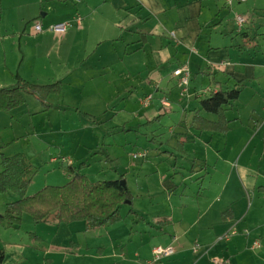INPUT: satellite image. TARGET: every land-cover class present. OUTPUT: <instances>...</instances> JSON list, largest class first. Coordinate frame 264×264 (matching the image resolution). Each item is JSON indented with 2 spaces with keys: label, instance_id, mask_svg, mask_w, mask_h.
<instances>
[{
  "label": "crops",
  "instance_id": "1",
  "mask_svg": "<svg viewBox=\"0 0 264 264\" xmlns=\"http://www.w3.org/2000/svg\"><path fill=\"white\" fill-rule=\"evenodd\" d=\"M0 7L2 23L17 17L16 25L0 32V39L18 46L4 51L6 67L18 56L8 84L19 76L35 84L60 81L63 87L47 97L48 109L27 94L22 106L0 111L1 152L25 154L38 171L53 168L27 194L70 180L71 174L57 167L74 166L75 159L54 135L66 132L57 118H80L69 109L77 104L105 118L109 136L134 133L147 139L148 128L164 135L162 124L169 117L168 141L160 151L174 159L171 179H162V197L146 191L152 197L146 216L122 214L117 223L89 230L83 220L58 222L52 215L37 223L24 213L21 224L0 225L5 251L0 264H146L154 248L168 245L175 254L162 264H264V0L232 5L226 0H0ZM239 15L246 19L242 27ZM35 21L44 29L64 21L72 26L64 33L32 26L40 33L34 53L42 57L45 51L52 69L21 73L22 64L31 62L25 44ZM181 67L191 74L186 87L174 74ZM237 84L239 99L226 106L229 131L195 129L196 114L219 119L202 109L201 99ZM91 85L96 91L86 90ZM68 86L75 88L74 101L66 95ZM112 144L105 150L115 154ZM140 152L146 160L149 152ZM165 181L174 185L172 191ZM18 198L12 191L0 193V213Z\"/></svg>",
  "mask_w": 264,
  "mask_h": 264
},
{
  "label": "trees",
  "instance_id": "2",
  "mask_svg": "<svg viewBox=\"0 0 264 264\" xmlns=\"http://www.w3.org/2000/svg\"><path fill=\"white\" fill-rule=\"evenodd\" d=\"M16 84L0 88V111H11L26 103V95L36 97L48 109L52 105L47 101L51 94L62 92V83L35 84L16 76ZM242 86L237 84L231 89H219L202 98L203 110L217 114L218 121H211L196 114L193 127L199 131H217L227 133L230 121L225 112L226 106L239 99ZM83 164L82 166H84ZM80 167L83 168V167ZM71 179L64 185H46L32 195L27 190L33 177V164L23 153L5 155L0 150V193L12 191L18 199L7 204L5 212L0 213V224L6 221L12 225L22 222L23 214H30L34 221H47L52 215L58 222L83 220L87 229L92 230L122 220L121 209L125 204L133 203V194L129 187L122 184L124 176L114 180L93 182L80 169L68 165ZM174 185L165 181L170 192ZM5 259L4 249H0V263Z\"/></svg>",
  "mask_w": 264,
  "mask_h": 264
},
{
  "label": "rangeland",
  "instance_id": "3",
  "mask_svg": "<svg viewBox=\"0 0 264 264\" xmlns=\"http://www.w3.org/2000/svg\"><path fill=\"white\" fill-rule=\"evenodd\" d=\"M16 21H17V17L11 15L10 18L6 17L2 23L1 7H0V32L2 33L5 32V29H6L5 26L6 27L11 26V23L15 24L17 23ZM36 22L37 21L31 22V25L28 28L29 31H31L32 26L33 28L35 27ZM49 27L50 26H48L47 29L45 27V29H43V31L41 32L50 31V32L57 33L51 30ZM39 34L40 33H37V32L34 33L32 30L30 34L27 35V36H30V38L28 39V44H25V46L28 50V53L31 55V59H30L31 62L28 61L22 64V67L20 70L21 73L28 74V73L36 72V71L43 70L46 68H48V70L52 69L51 61L53 60L52 58L50 59L48 58V56L45 55V51H41V53L44 54L42 57H37V53H34L38 48V45H37L38 41L35 38ZM17 39L18 38H16V40ZM12 49H14L15 51H17L18 49L17 44L16 43L13 44L12 39L9 42L4 41L3 39H0V68H1L0 85H5L1 87L12 86L8 84L9 83L8 79L16 75V70H13L11 66L13 65L16 66L14 63L18 61V56L14 57L15 62L13 61L9 62L8 67H6L7 64L5 62L6 56H5L4 51L5 50L8 51ZM74 89H75L74 86L66 87V93H67L66 95L69 96L71 101H74L73 100L74 94L72 92ZM90 89L96 91V88H94L93 85H91L89 88H86V90H90ZM77 105L70 106L69 109L74 110V113H76L77 115L80 114L79 119L74 116L73 117L68 116V118H63V119L62 118L56 119V122H58L57 125H59V127L61 126L64 127L66 131L64 132L65 133L64 136L54 135V138L58 140L57 143L59 144L63 143V146L66 149L64 152L66 153L67 151L68 155H70L73 159H75L74 167H77L80 169V167L83 164H85L84 166H82L83 168H81L80 171L81 173H84L85 175H87L88 178L93 182L100 181V180H114V179H118L120 176L123 175L124 180H126L127 186L131 190L134 199H133L132 204L123 205L121 209L122 210L121 213L123 215H127V214L137 215L138 214L139 216H141L142 214L146 216L148 211H151V206L150 208H148V206H149V200L150 198H152L146 195V191L147 193L150 192V194L153 197L160 198L162 197V196H159L161 193L160 187L163 188V186L161 185L162 179H164V177L171 179L169 174H170V171L173 170V167H174L173 160L174 159H172L170 156L165 154L164 151H160V147H161L160 144L162 143V141H168V136H169L168 129H169V126H171L170 121L172 120H170L169 117H167L164 120L162 124V126L164 125V129H165L164 135H158V133H155L156 134L155 136L150 131V128H148V134H147L148 138L147 139H145L144 136L141 137L140 135H138L139 139H137L134 133L130 134L129 136H125L124 133L117 134L115 136L113 135L109 136L106 134V130H105L106 128L105 118L101 117L100 114L99 115L97 114L99 117H96L93 115L91 111L89 112L92 114L86 113L84 111H88V110L83 108L82 105L81 106H77ZM77 107H80V110H78ZM57 116H59V114H57ZM34 122L35 120H33V123ZM18 139H21V138H18ZM135 140H137L138 144H136ZM126 141L128 142L131 141L129 144L130 147L128 148L129 150L132 151L131 154L129 153V150H127L126 152L123 149V144ZM108 143H111V144L113 143L112 145L115 146L116 148L115 150H117L115 154H112L111 151H110L111 153H109L105 150V148H109ZM52 150L54 149L52 148ZM140 150L142 151L146 150L149 152V156L148 158H146V160L143 159L142 157H138L140 156V153L142 154L141 156H144L145 154V153L143 154V152H140ZM55 151L57 150L55 149ZM55 154H58V152H55ZM159 155H161L162 157L161 160H159ZM48 157L50 156L48 155ZM79 157H82V158H79ZM67 167L63 168V166L58 165L57 170L62 171L63 174L66 172H67L66 174H71V172L67 169ZM33 168H34L33 170L34 172H33V177L29 185V188L31 185L36 184V182H39L40 179L43 181L44 176H45V171L48 172L50 170H53V168H48V169L44 168V171H42L43 169L38 171V168H36L35 166H33ZM104 172L106 173V175ZM37 176H40V177L36 178ZM71 177L72 175H70V179ZM65 183L66 182L60 185H64ZM48 185H55V184H48ZM201 185H202L201 180L195 181L194 184L191 185V191H193V188H195L196 186H201ZM43 187L44 186H42V188ZM29 188L27 192L29 191ZM40 189L34 190L35 192H32L30 195L36 193ZM142 195H145V196H142ZM5 222L6 221H4L3 223Z\"/></svg>",
  "mask_w": 264,
  "mask_h": 264
},
{
  "label": "built area",
  "instance_id": "4",
  "mask_svg": "<svg viewBox=\"0 0 264 264\" xmlns=\"http://www.w3.org/2000/svg\"><path fill=\"white\" fill-rule=\"evenodd\" d=\"M76 2H79L80 0H74ZM246 0H226L227 4L232 5L234 2H244ZM237 22L240 27H242L246 23V19L243 16H237ZM72 26V23L69 21L65 22H59V23H54L50 25V29L57 32V33H64L66 32L70 27ZM35 29L38 32L43 31V24L41 22H36L35 23ZM174 74L176 76L180 77L181 84L183 86L189 85V82L191 80V74L190 71L187 68H178L174 71ZM151 97H148L146 99V102H149ZM165 105H168L166 101L163 102ZM142 154L140 153V156ZM136 157V155H135ZM200 245L195 244L194 250L197 251L199 249ZM175 254V248L172 245L168 246H157L153 250V255L152 257L147 261L146 264H162V260L165 258H169Z\"/></svg>",
  "mask_w": 264,
  "mask_h": 264
},
{
  "label": "water",
  "instance_id": "5",
  "mask_svg": "<svg viewBox=\"0 0 264 264\" xmlns=\"http://www.w3.org/2000/svg\"><path fill=\"white\" fill-rule=\"evenodd\" d=\"M122 184L126 185V180H122Z\"/></svg>",
  "mask_w": 264,
  "mask_h": 264
}]
</instances>
